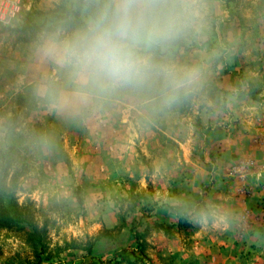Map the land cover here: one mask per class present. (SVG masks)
Returning <instances> with one entry per match:
<instances>
[{
    "label": "rangeland",
    "instance_id": "obj_1",
    "mask_svg": "<svg viewBox=\"0 0 264 264\" xmlns=\"http://www.w3.org/2000/svg\"><path fill=\"white\" fill-rule=\"evenodd\" d=\"M20 1L0 23V118L15 125L0 197L22 220L0 219V264H264V0H216L207 40L182 50L226 49L206 101L153 120L117 103L87 124L37 110L27 87L32 30L64 0ZM32 130L53 147L33 151Z\"/></svg>",
    "mask_w": 264,
    "mask_h": 264
},
{
    "label": "clouds",
    "instance_id": "obj_2",
    "mask_svg": "<svg viewBox=\"0 0 264 264\" xmlns=\"http://www.w3.org/2000/svg\"><path fill=\"white\" fill-rule=\"evenodd\" d=\"M215 2L64 0L62 10L43 16L32 30L24 68L34 107L87 124L117 103L134 105L153 120L206 101L213 65L226 49L194 59L181 52L207 40ZM9 16L14 13L0 9V23H10ZM14 137L15 125L0 118V150ZM26 143L36 152L53 147L52 136L39 130L30 131Z\"/></svg>",
    "mask_w": 264,
    "mask_h": 264
},
{
    "label": "trees",
    "instance_id": "obj_3",
    "mask_svg": "<svg viewBox=\"0 0 264 264\" xmlns=\"http://www.w3.org/2000/svg\"><path fill=\"white\" fill-rule=\"evenodd\" d=\"M260 98L261 97H259V99ZM80 202L83 203V200L80 199ZM21 218L22 215L18 210L17 206L12 203L11 208L7 209L5 205V200L3 199V197H0V219L3 222V224L11 225L14 221H21L22 220Z\"/></svg>",
    "mask_w": 264,
    "mask_h": 264
},
{
    "label": "built area",
    "instance_id": "obj_4",
    "mask_svg": "<svg viewBox=\"0 0 264 264\" xmlns=\"http://www.w3.org/2000/svg\"><path fill=\"white\" fill-rule=\"evenodd\" d=\"M21 8L20 0H4V3L0 4V9H7L10 10L11 13H14V16L8 17L9 20H12V18L16 17L18 14L20 15Z\"/></svg>",
    "mask_w": 264,
    "mask_h": 264
}]
</instances>
